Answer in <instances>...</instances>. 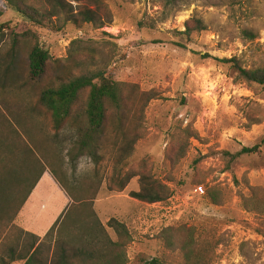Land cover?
Returning a JSON list of instances; mask_svg holds the SVG:
<instances>
[{
    "label": "rangeland",
    "instance_id": "rangeland-1",
    "mask_svg": "<svg viewBox=\"0 0 264 264\" xmlns=\"http://www.w3.org/2000/svg\"><path fill=\"white\" fill-rule=\"evenodd\" d=\"M63 1L67 15L53 16L61 27L56 32L25 22L0 0V120L20 115L26 127L18 128L40 146L46 167L85 200L73 203L46 169L16 222L39 231L58 220L40 237L44 261L63 244L69 257L76 250L94 255L89 264H111L101 254L113 256V264H264V207H247L252 191L264 198V90L235 83L221 62L237 58L245 69L264 67V0H180L175 7L167 0ZM87 11L95 23L69 22L72 13ZM35 44L50 56L38 81L28 78L26 60ZM78 63L127 84L125 110L107 112L95 162H71L79 121L72 117L55 130L37 101L47 81L78 75ZM255 145L256 152L233 158ZM37 169L36 162L21 177L19 196ZM8 186H0V208L14 214L5 206ZM149 186L160 190L161 202L132 197ZM200 186L203 193H196ZM4 223L0 213L1 228ZM33 241L20 235L15 249Z\"/></svg>",
    "mask_w": 264,
    "mask_h": 264
},
{
    "label": "trees",
    "instance_id": "trees-1",
    "mask_svg": "<svg viewBox=\"0 0 264 264\" xmlns=\"http://www.w3.org/2000/svg\"><path fill=\"white\" fill-rule=\"evenodd\" d=\"M3 1L7 4L9 9L15 12L25 22L50 31L57 32L61 28L56 25L53 16L67 15L65 11L66 3H64L63 0H52L50 6L43 0ZM179 1L180 0H167V2L170 3L169 5L173 7L177 6ZM230 1L235 3L238 0ZM78 18H80L83 23L96 22L95 15L89 11L79 14L72 13L69 22L76 24L79 20ZM57 19L58 18H56V20ZM195 23L196 29H203L200 21H195ZM65 24L64 22L63 26ZM187 30L190 29L188 28ZM241 34L244 38L254 39L252 33L248 31H242ZM14 38L16 39V37L13 36L12 42L15 47L16 42ZM49 59L50 56L46 50L40 48L37 44L32 45L28 50L26 59L28 78L32 81L42 79L45 75ZM221 62L229 65L235 83L256 85L264 90V67L245 69L237 58L223 59ZM77 68L79 69L78 75L66 78L56 76L52 78L53 80L47 81L43 87L40 88L37 101L41 108L49 112L55 130H59L60 127L72 117L74 121H79V124L76 125L72 146L67 153L71 162L74 163L81 157H88L95 162L98 158L107 112L113 111L115 114L121 116L125 110L124 92L126 91L127 84L111 80L106 76L104 70L101 69H84L79 63ZM84 91H86L85 103L83 107L77 111L78 113L73 114V108L78 97ZM10 116H12L14 120H9V118L8 122H5L4 118L0 120V178L2 179L0 180V186L2 183H5L12 187L7 194L9 196L11 192L10 202L5 206L12 209L14 208L16 211H14V214L4 213L0 208V213L5 215L4 228L0 226V231L3 232V234L0 235V264H89L90 261L95 259L94 255L76 250L74 254L69 257L68 250L63 244L59 247V250L55 252L53 255L54 257L50 261H44L41 244L34 248L37 239H35L33 235L24 232L15 224L18 212L46 169L49 170L53 178L63 187L73 203L79 202V200H82L80 202L82 203L85 200L80 199L75 194L73 191L75 190L74 188L66 186L64 182L59 180L54 170H51L48 166L46 167L44 160L48 158L44 154L42 158L41 155L39 156L36 152L40 150V146H38L35 141L31 140L27 129L26 131L22 129L23 133L19 130V124L20 127H26L24 123L21 124L20 115L18 116L10 112ZM20 132L31 144L26 142V139L21 136ZM258 148L259 145H255L251 148L244 147L237 152L233 158L244 154H252L256 152ZM48 154L51 155L50 153ZM51 157H53V162L54 159L56 161V157L53 154ZM36 162L38 163L37 172L30 186L27 188L26 194L23 195V197L26 196V199L18 202L22 196L17 194L18 188L16 187H18V184L22 181L21 177H23L24 174L31 173V167L35 165ZM258 192L259 190L251 192L250 197L252 198V203L247 205V207L254 211L261 210L262 207H264V198L258 197ZM132 197L147 204L158 203L164 199L160 190L153 186H149L146 193H134ZM5 198L8 197L5 196ZM3 199L4 196L1 197V200ZM89 201H87V203ZM69 206L67 213L75 208L74 204ZM65 217L66 216H64L63 220H65ZM57 224L58 220L54 222L47 234L54 230ZM20 235H26L34 239L28 246L26 245V247L22 248L24 253L22 251L18 253L17 249H15ZM98 259H104L113 264V256L111 255L101 254L98 256ZM145 263L164 264L159 259H152Z\"/></svg>",
    "mask_w": 264,
    "mask_h": 264
},
{
    "label": "crops",
    "instance_id": "crops-1",
    "mask_svg": "<svg viewBox=\"0 0 264 264\" xmlns=\"http://www.w3.org/2000/svg\"><path fill=\"white\" fill-rule=\"evenodd\" d=\"M45 173H43L42 175H41V177L40 178H44L45 176H46V174L44 175ZM44 175V176H43ZM52 175V174H51ZM43 176V177H42ZM40 178H39V180H40ZM39 180H38V182H39ZM42 180V179H41ZM37 182V183H38ZM40 183V182H39ZM38 183V184H39ZM38 184H36L35 185V187L32 189V191H31V193L29 194V196H28V198L30 197V195L32 194V192H34V190H36L37 189V186H38ZM27 198V199H28ZM27 201V200H26ZM26 201H25V203H26ZM23 206H24V204H23ZM23 206L21 207V209H20V211L18 212V214H17V216H16V219H15V224L20 228V229H22L24 232H26V233H28V234H30V235H33L35 238H37V242H36V244H35V246H34V248L35 247H37L39 244H41V242H42V239L40 238L43 234H45V232H47L48 231V229H50V228H48V227H44V228H42V229H39V231L37 230V229H34V228H29L28 226H25L26 225V223H25V225L24 226H20L19 224H17L16 222H17V219L19 218V214H20V212H21V210H22V208H23ZM29 223V222H28ZM32 224V222H30V225ZM52 224V223H51ZM50 224V225H51ZM54 224V223H53ZM52 224V225H53ZM36 231H38V232H41V233H38V232H36Z\"/></svg>",
    "mask_w": 264,
    "mask_h": 264
},
{
    "label": "built area",
    "instance_id": "built-area-1",
    "mask_svg": "<svg viewBox=\"0 0 264 264\" xmlns=\"http://www.w3.org/2000/svg\"><path fill=\"white\" fill-rule=\"evenodd\" d=\"M196 193H203V191H202V187L200 186V187H197V188H195V190H194Z\"/></svg>",
    "mask_w": 264,
    "mask_h": 264
}]
</instances>
